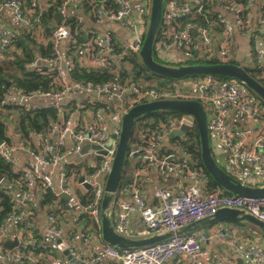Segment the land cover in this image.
Instances as JSON below:
<instances>
[{
	"label": "built area",
	"instance_id": "obj_1",
	"mask_svg": "<svg viewBox=\"0 0 264 264\" xmlns=\"http://www.w3.org/2000/svg\"><path fill=\"white\" fill-rule=\"evenodd\" d=\"M85 0H63L58 13L66 17V10L69 6L79 7ZM96 3L92 12L93 18L98 21L111 20L121 23L124 26L132 27L134 30L133 39L126 46L121 45L111 34L98 36L85 44L82 49L83 62L91 66H105L109 69L112 64L119 62L121 55L115 52V46L120 44L124 50L140 52L144 41V33L138 29V25L133 24L131 8L126 0H116L118 8L116 10L106 8L102 0H89ZM150 11L151 0H141ZM218 4L229 2L230 0H210ZM255 0H249L254 3ZM31 5L38 8L37 0H31ZM203 0H164L163 22L169 27H165L162 32L160 43L164 46H175L183 52V59L186 61L197 53L200 57L205 55L207 59L217 57L221 62H228L232 58L234 46V30L231 20L224 13L218 14L224 28L221 33L220 42L215 43L213 33L208 26L186 25L183 28L173 27L171 24L182 15L191 12L194 4L200 10ZM6 7L15 10L20 19H25V3L23 0H0V11ZM219 8V7H218ZM223 9L234 14L238 29L241 32L249 30L253 22L252 9L243 18L240 16L241 6L230 4ZM149 16V15H148ZM63 19V20H64ZM81 20V18H80ZM258 22L264 24V0L259 8ZM172 27V28H171ZM147 28V27H146ZM71 32L65 25L58 26L53 35L55 47V58L50 63L57 66L62 90L54 93H36L30 96H23L19 104L27 108L32 107H54L58 110L60 121L53 129L44 136L36 135L38 148L32 150L26 145L32 157L31 161L22 168L27 188H38L40 198L43 199L47 193H52L58 198H65L66 211L72 213L73 231H77L81 238L90 240L91 237H99L102 240L100 251H89V256L83 260L76 248L73 237H67L61 220L54 214L47 215V224L41 234L37 226L29 219V203L23 202L17 205V209L9 213L0 223V264H165L169 260L186 255L188 264H200L204 257L203 243L219 238L227 242L233 249L240 251L238 242L231 234L224 231L216 235L207 232L192 233L183 236H174L155 244L136 249H119L113 245L105 243L102 239V209L101 202L105 192L106 179L112 169L115 156L116 143L113 148L108 149L107 154L99 155V160L94 165L92 171L80 177L73 183L65 166L67 153L79 155L85 145L104 144L113 134L119 136L122 126V117L132 106L141 100L153 101L161 99H190L202 103L207 114L208 127L210 133H217L222 144L227 149L226 169L227 171L243 183H247L245 174V164L251 176L256 178L264 186V105L260 100H256L248 95L243 84L233 80L228 83H220L214 75H205L194 81L191 88L183 86L182 81L171 86L157 88H140L129 86L121 88L122 91L130 92V96L124 99V103L116 107L115 111H108L98 108L94 113L92 122L89 124H76L74 117L78 114L65 118V106L68 103L69 95L75 90H83L94 94H108L112 90V84H75L69 78H65L64 69L69 68L71 61L65 52H61L60 45L68 41ZM195 38V41H194ZM202 49L199 50V44ZM10 44V36L0 32V54L5 52ZM256 64H264V52H257L253 56ZM234 60V59H233ZM180 63V62H179ZM13 92H9L8 101L12 102ZM35 97H52L53 100L46 103H33L30 99ZM130 104V108H127ZM107 118L114 121L113 131H109L105 125ZM192 121V117L182 114L181 117H171L162 125L159 132L150 138L145 145H135L129 147L128 160H140L146 163V179L150 178V173L156 171L161 176L172 173H179L186 185L175 187H160L155 195L158 204L149 205L143 195L142 188L138 182V177L125 184H121L116 200L111 204L107 213L112 221L115 232L129 236L131 216L138 213L147 230L146 235L162 233L165 231H175L196 220L212 216L218 209L223 207L236 208L250 213L264 221V196L250 197L226 194L221 190H212L208 183L207 175L203 170L193 166L190 156L181 146L170 149L168 153H161V143L165 137L174 129H179L184 121ZM243 122L241 126L235 122ZM117 142V140H116ZM70 144L69 152L65 151L67 144ZM0 152L4 158L13 166L18 168V159L5 148V144L0 145ZM61 165L58 184L55 181L53 170L44 169ZM77 186L84 194H89L91 199L83 203L76 192ZM129 197V199L125 198ZM68 197V198H66ZM16 201V199H15ZM88 214L96 226L90 225L87 228H78L80 216ZM18 240V245L8 249L3 244L6 240ZM62 240L66 244L71 255L81 263H71L66 258H61L53 254L26 251L27 246H35L41 241L50 246L52 241ZM89 245V244H88ZM246 264H264V248L252 247L241 250ZM205 264H221L218 261L206 260Z\"/></svg>",
	"mask_w": 264,
	"mask_h": 264
},
{
	"label": "trees",
	"instance_id": "obj_2",
	"mask_svg": "<svg viewBox=\"0 0 264 264\" xmlns=\"http://www.w3.org/2000/svg\"><path fill=\"white\" fill-rule=\"evenodd\" d=\"M23 1L25 3V17L28 24L26 27L9 35L10 44L6 51L0 54V140H2L6 146L12 144L13 138L11 134H9V130L12 128L13 135L16 136L22 144L37 151V148L33 145V137L36 135L44 136L48 134L60 121L59 112L54 107L40 106L36 108H27L23 104L7 100L9 92L13 90L12 88H15L23 96H30L36 93H54L63 89L57 72V66L50 63V60L55 58V47L53 42L54 31L60 25H65L71 32V37L67 41L68 44L65 53L71 61L68 68L70 80L75 84L116 83L120 88L129 86L140 88L153 86L162 88L187 79L196 81L205 76L204 74H197L179 79L159 76L146 68L138 52L129 49L124 50L123 47H120V44L115 46V52L121 55V58L118 64H112L107 71H102L96 66L85 65L82 58V49L87 42L96 38L97 34L88 29L85 23L78 17L66 16L64 20L57 22L54 18V14L56 11H59L63 0H52L51 5L44 14L38 10L37 6L33 7L31 5V0ZM102 1L106 8L113 10L118 8L116 0ZM202 4L203 6L200 10L198 6L192 4L189 14L182 15L171 24L173 27L176 26V28H183L186 25L208 26L213 33L217 45L220 42L221 33L224 28L222 21L218 17V14L223 13L220 11V8H224L230 4L241 6L242 10L239 14L244 18L253 5L249 0H230L229 2H221L218 4L219 8L216 3L210 0H203ZM95 5L96 3L85 0L82 7L87 14L93 17L92 12ZM31 9H34V12L28 13ZM166 26L169 27V25L164 24L162 19L156 42L160 41L162 32ZM256 53L257 52L253 51L252 56H255ZM154 57L158 62L166 63L157 57L155 51ZM228 62L239 64L233 59ZM185 63H221V60L217 57L207 59L205 55L200 57L197 53H194L193 57L176 65ZM246 70L264 85L263 67L256 64L252 67H246ZM214 77L223 84L235 80L228 76L214 75ZM8 83L10 86H7ZM247 93L252 98L260 100L261 104L264 105V101L253 91L249 90ZM145 101L146 100H141L136 104ZM130 107V104H127V108ZM98 108H104L108 111L116 110L103 101L86 99L82 101L80 106L76 100L69 98L65 106V118L68 119L75 113L80 115V117L86 112L90 115ZM181 116V112L159 110L138 117L136 119L133 135L130 139V148L135 145H145L150 138L154 137L159 132L160 127L164 125L169 118ZM173 142L176 144L175 146H181L185 150L190 156L193 166L203 170L207 175L208 183L212 190H221L231 195L230 192L221 188L204 168L200 158V135L196 125L192 126L185 138L177 137L173 139ZM160 150L161 153H168L171 151L166 150L163 152L162 148ZM130 162L131 161L128 160L126 167ZM82 165L83 164H67L65 168L70 175L72 173H78L77 168H81ZM222 167L227 170L223 165ZM125 178L126 177L123 176L121 184L133 180L130 179L125 181ZM255 183L261 185L260 182ZM11 187L26 190L27 184L22 169L13 166L0 152V223L9 213L17 209ZM79 196L83 203H87L91 199L89 194H80ZM66 202L67 200L65 198H58L49 192L40 200V206L43 211L48 214H54L59 220H67L69 215L66 211ZM79 219L80 224H83L84 228L90 225H92L93 228L96 227L92 222L91 216L88 214L81 215ZM30 221V218L26 219L25 224ZM25 249L35 254L40 252L44 255L51 253V246H47L41 241L35 246L29 245Z\"/></svg>",
	"mask_w": 264,
	"mask_h": 264
},
{
	"label": "crops",
	"instance_id": "obj_3",
	"mask_svg": "<svg viewBox=\"0 0 264 264\" xmlns=\"http://www.w3.org/2000/svg\"><path fill=\"white\" fill-rule=\"evenodd\" d=\"M131 8V16L133 19V24L138 25V29L141 33H144L147 23H148V8L141 0H126ZM52 0H37L38 10L41 13H46L49 6L51 5ZM262 0H255L251 9L253 12V22L249 30L245 32H241L238 29L237 23L234 18V14L228 12L227 10L220 8V11L225 14V16L231 20L233 30H234V46L232 50V58L237 61L240 65L245 67H252L256 65L254 58L252 56L253 51L255 52H264V24H260L258 22L259 16V8L261 6ZM34 12V9L28 11V13ZM57 13V11L55 12ZM66 16L78 17L85 23L88 29L92 30L98 36H104L107 34H111L115 37L121 45H127L133 39L134 30L132 27H127L122 25L119 22L111 21V20H102L98 21L95 18L91 17L86 13L85 9L82 6L74 7L69 6L66 10ZM28 21L25 19H20L15 10L11 7H6L0 11V32H4L8 35L15 33L17 30L26 27ZM67 41H64L60 45L61 52H65L67 48ZM199 50L202 49V45L200 42ZM155 54L157 57L171 65H176L183 59V52L175 47L169 46L166 47L159 41L155 46ZM181 60V61H180ZM86 61L84 62V64ZM115 64H118L116 61ZM86 65V64H85ZM261 67L264 68V64H260ZM65 78H69L68 68L64 69ZM183 86L186 88H191L194 81L191 79L183 80ZM13 96L12 102H19L22 100V94H20L15 88H12ZM130 92L122 91L120 87L117 86L116 83L112 84V90L108 94H94L91 92H86L83 90H75L68 97L73 98L77 101L78 105L81 106L82 101L89 100H98L103 101L104 103L109 104L110 106L116 108L124 103V99L130 96ZM33 103H46L48 101L53 100L52 97H35L34 99H30ZM87 114V115H85ZM80 117L77 115L74 117V121L76 124H89L92 122L93 117L91 114L85 113ZM241 126H245L243 122H235ZM107 129L109 131H113L115 127V123L112 119L107 118L105 123ZM9 134H11L13 140L12 144L9 146L5 145V148L9 150V152L17 157L18 159V168H24L29 161H31L32 157L27 148L22 147V143L18 140L16 136L12 133V128L9 130ZM210 141L212 145L213 155L217 161L221 165L226 168V157H227V149L222 144L217 133H210ZM33 145L38 148V143L36 137H33ZM176 144L172 140L168 139V136L165 137L161 143V148L164 151L173 149ZM70 144H67L65 148L66 152H69ZM99 158L95 154L88 152L84 154L71 155L67 153V157L65 159V163L67 164H83L81 168L78 169V173L70 174L73 180V183L80 179V177L87 175L90 173L94 167V165L98 162ZM245 174L246 181L253 182V186H259L255 182L258 180L251 176L247 165L245 164ZM61 165H57L55 167H48L44 169L53 170L55 181L58 184L59 181V171ZM126 172L124 177H126L125 181L134 179L138 177V182L142 188L143 195L146 198V201L149 205H157L158 200L156 198L155 192L160 187H175L177 185H186L188 182L182 178L179 173H172L166 176L159 175L156 171H152L150 173V178L146 179V163L140 160H131L130 164L126 167ZM123 180V179H122ZM77 194L83 195L81 190L77 187ZM13 195L16 199L17 205H21V203L28 202L29 203V218L31 221L37 226V229L42 234L46 228L47 224V215L48 213L43 211L40 206V191L38 188H27L26 190H20L16 187H11ZM125 198L129 199V197L125 196ZM69 215L67 220H61V223L64 228V232L67 237L72 236L74 244L76 248L79 250V254L83 260H86L89 256V251H100L102 248V240L99 237H91L90 240H85L80 237L77 231H73V218L72 213H68ZM130 230L129 236L132 237H141L147 234V230L141 220V217L138 213H133L131 216L130 222ZM83 228V224L78 225V228ZM209 234L216 235L222 231L231 234L234 239L238 242L240 251L233 249L227 242H223L219 238H212L203 243L204 248V257L201 259L200 264H205L206 260H214L218 261L221 264H246V260L242 255L243 249H248L252 247H261L264 248V233L261 230L249 223H241L239 226L231 225L229 222H221L210 226L208 228H203L201 230L196 231L195 233L207 232ZM89 244V245H88ZM51 246V254L65 258L62 254V251L59 249V245L57 241H52L50 243ZM50 254V253H48ZM188 257L186 255H181L169 260L165 264H188ZM104 264H108V260L105 261Z\"/></svg>",
	"mask_w": 264,
	"mask_h": 264
},
{
	"label": "water",
	"instance_id": "obj_4",
	"mask_svg": "<svg viewBox=\"0 0 264 264\" xmlns=\"http://www.w3.org/2000/svg\"><path fill=\"white\" fill-rule=\"evenodd\" d=\"M164 11V0H151L148 16L147 28L144 35L143 45L139 56L146 68L159 76L166 78H185L191 75L204 74L216 76H228L234 78L243 84L247 91H253L264 101V85L248 73L246 67L240 64L221 62V63H185L180 65H171L158 62L154 57L157 34L159 32ZM54 18L57 22L64 19L61 13H55ZM102 71H107L105 66H96ZM7 86H10L8 83ZM181 112L192 117V121L185 120L179 129H174L168 134V139L185 138L187 132L196 125L200 135L201 162L210 176L225 191L238 196L261 197L264 196V186H253V182L243 183L233 177L213 155L210 141V131L208 127L207 114L200 101L190 99H161L147 101L132 106L122 117V126L120 135L113 134L104 144L85 145L80 154L97 153L105 155L108 149L113 148L116 143L115 156L112 169L109 172L105 192L101 202L102 209V239L105 243L113 245L119 249H136L168 240L174 236H183L195 233L203 228H208L221 222H229L231 225L239 226L241 223H249L258 227L264 233V221L256 216L247 213L244 210L223 207L218 209L212 216L205 217L189 223L175 231H165L154 233L141 237H132L115 232L112 221L107 213L111 204L116 200L118 189L125 174V167L128 162L127 153L130 147V139L135 129L136 119L152 111ZM117 140V142H116ZM3 143L0 140V145ZM68 198V197H66ZM18 245V240H6L4 248L11 249ZM59 249L62 254L71 263H81L73 257L62 240H58Z\"/></svg>",
	"mask_w": 264,
	"mask_h": 264
}]
</instances>
